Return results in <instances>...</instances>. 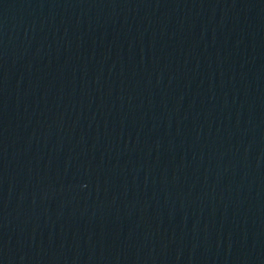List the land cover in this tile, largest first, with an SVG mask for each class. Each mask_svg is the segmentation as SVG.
<instances>
[{
    "label": "water",
    "instance_id": "water-1",
    "mask_svg": "<svg viewBox=\"0 0 264 264\" xmlns=\"http://www.w3.org/2000/svg\"><path fill=\"white\" fill-rule=\"evenodd\" d=\"M0 264H264V0H0Z\"/></svg>",
    "mask_w": 264,
    "mask_h": 264
}]
</instances>
